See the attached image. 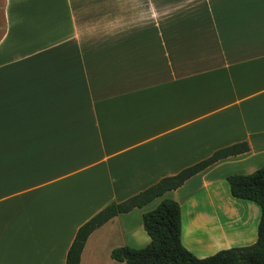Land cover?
<instances>
[{
  "label": "crops",
  "instance_id": "1",
  "mask_svg": "<svg viewBox=\"0 0 264 264\" xmlns=\"http://www.w3.org/2000/svg\"><path fill=\"white\" fill-rule=\"evenodd\" d=\"M242 142L95 230L79 264H125L110 252L148 245L163 199L191 253L256 242L260 209L226 178L264 166V0H0V264H65L107 205Z\"/></svg>",
  "mask_w": 264,
  "mask_h": 264
},
{
  "label": "trees",
  "instance_id": "2",
  "mask_svg": "<svg viewBox=\"0 0 264 264\" xmlns=\"http://www.w3.org/2000/svg\"><path fill=\"white\" fill-rule=\"evenodd\" d=\"M248 151L245 142L219 149L210 157L175 176L161 179L123 202L110 203L78 229L65 264H79L88 237L112 218L142 208L165 193L180 188L187 180L220 160ZM226 182L232 198L253 202L260 209L257 238L253 245L222 250L202 259L195 257L181 244L179 205L171 199H163L156 208L142 215V226L150 239L148 245L141 249L115 248L110 252V258L125 264H264V166L249 175H230Z\"/></svg>",
  "mask_w": 264,
  "mask_h": 264
},
{
  "label": "rangeland",
  "instance_id": "3",
  "mask_svg": "<svg viewBox=\"0 0 264 264\" xmlns=\"http://www.w3.org/2000/svg\"><path fill=\"white\" fill-rule=\"evenodd\" d=\"M185 196H188V195H185ZM185 196L182 197V205H183V212H184L185 220L187 222V220H190L191 218L194 219V218H196V216L194 215L195 211H191V204H190L189 198L186 199ZM198 201H200V200H198ZM199 211H202V209L200 208ZM194 236H195L194 234H192V235L190 234V238H193ZM192 244L194 245V247H192V250H194V251H192L193 253H191V252L190 253L193 254L195 257L200 258V259L212 256L215 253L219 252L217 250H215V251L209 250L206 252V250H204L205 248L203 249L200 246H195V244L193 242H192ZM215 246H217V243L215 244Z\"/></svg>",
  "mask_w": 264,
  "mask_h": 264
}]
</instances>
